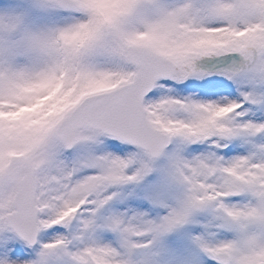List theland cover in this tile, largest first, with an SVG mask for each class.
<instances>
[{
	"label": "snow or ice",
	"instance_id": "1",
	"mask_svg": "<svg viewBox=\"0 0 264 264\" xmlns=\"http://www.w3.org/2000/svg\"><path fill=\"white\" fill-rule=\"evenodd\" d=\"M0 264H264V0H0Z\"/></svg>",
	"mask_w": 264,
	"mask_h": 264
}]
</instances>
